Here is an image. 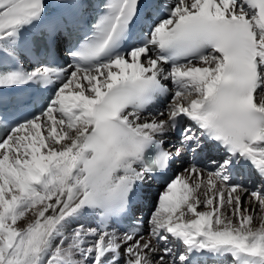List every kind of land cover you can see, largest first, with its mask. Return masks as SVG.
<instances>
[{"label": "snow or ice", "instance_id": "obj_1", "mask_svg": "<svg viewBox=\"0 0 264 264\" xmlns=\"http://www.w3.org/2000/svg\"><path fill=\"white\" fill-rule=\"evenodd\" d=\"M0 264H264V0H0Z\"/></svg>", "mask_w": 264, "mask_h": 264}, {"label": "bare ground", "instance_id": "obj_2", "mask_svg": "<svg viewBox=\"0 0 264 264\" xmlns=\"http://www.w3.org/2000/svg\"><path fill=\"white\" fill-rule=\"evenodd\" d=\"M94 224L95 223H91V224H87L86 226H88V227H95Z\"/></svg>", "mask_w": 264, "mask_h": 264}]
</instances>
